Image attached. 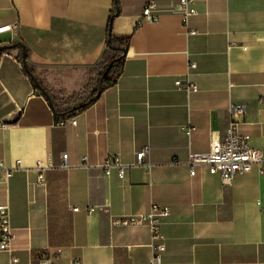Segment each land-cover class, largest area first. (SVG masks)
Wrapping results in <instances>:
<instances>
[{
	"label": "crops",
	"instance_id": "crops-1",
	"mask_svg": "<svg viewBox=\"0 0 264 264\" xmlns=\"http://www.w3.org/2000/svg\"><path fill=\"white\" fill-rule=\"evenodd\" d=\"M176 1L156 0L158 18L149 21L141 20L147 0H117L110 33L129 37L123 71L91 105L68 115L75 124L56 123L64 111L35 88L16 49L0 55V161L21 166L0 183L15 234L0 264L11 254L16 264H38L40 251L57 248L58 264H147L148 227L112 226L110 218L145 213L151 204L170 211L160 264H264V164L224 185L206 165L187 163L190 152L209 151L211 131L223 135L232 103L245 106L238 132L264 148V0H195L187 26L172 10ZM113 6L0 0V26L11 25L0 46L20 42L40 79L76 92L96 78L91 69L105 50ZM178 78L197 90L179 89ZM144 146L149 167L104 173L108 156L133 163ZM37 161L48 166L43 181Z\"/></svg>",
	"mask_w": 264,
	"mask_h": 264
},
{
	"label": "built area",
	"instance_id": "built-area-1",
	"mask_svg": "<svg viewBox=\"0 0 264 264\" xmlns=\"http://www.w3.org/2000/svg\"><path fill=\"white\" fill-rule=\"evenodd\" d=\"M195 0H177L172 4V10L177 12L184 26H187L190 16L196 13ZM157 7L156 0H147L141 12V20H156L158 15L153 13ZM11 29L10 24L0 26V33L7 32ZM190 34L195 33L194 30L189 31ZM193 64L190 65L192 67ZM175 85L187 93L197 90V86L188 79L178 78ZM245 106L241 103H232L228 108L229 121L223 133L220 135L217 131H211L209 141V151L205 153L190 152L187 163L190 166L206 165L211 174H218L224 185H230L236 174L248 172L254 164H264V148H254L249 145L246 137L238 132L239 117L244 113ZM57 124H75V118L69 116H61L57 119ZM0 126H4L0 122ZM189 131V127L185 128ZM148 147L144 146L136 152L135 161L133 163L124 164L115 155L108 156L101 164L105 174L116 169L119 176H123L126 169L130 166H147L150 164L144 161L145 153ZM60 167L69 166L67 161V153L61 154ZM19 160L14 165L7 166L0 161V183L6 182L12 175L13 171L20 168ZM47 165L37 161L33 168L38 172V180L43 181V171ZM193 173V171H190ZM78 208H73L77 210ZM103 209H106L103 207ZM95 207H90L88 212H93ZM170 214L169 208L159 204H151L149 210L145 213L131 214L124 216H112L110 223L112 226H141L145 225L150 233L151 256L147 264H160L162 254L165 250L164 235L161 230V224ZM15 234L11 226L9 206L6 203L0 204V252H11ZM62 252L57 248L53 252L40 251L38 253V264H58ZM17 258L10 255L9 264H16ZM71 264H81L79 259H72Z\"/></svg>",
	"mask_w": 264,
	"mask_h": 264
},
{
	"label": "trees",
	"instance_id": "trees-1",
	"mask_svg": "<svg viewBox=\"0 0 264 264\" xmlns=\"http://www.w3.org/2000/svg\"><path fill=\"white\" fill-rule=\"evenodd\" d=\"M115 7L116 6L114 4L107 21V36L105 50L102 53L100 62L93 69H91V72L94 71L96 78L94 79L90 77L80 90L72 93H66L63 90H54V88H51L44 80L40 79V72H37L33 66L27 64L26 69L22 64L25 73L32 79V81L34 82L33 78L29 74V71L37 79L40 85L47 91L50 97L53 110L55 112H57L58 110L64 111L62 116H68L76 110H83L87 108L99 97L101 93L98 95L97 98L88 102V100L97 93L98 79L102 75L104 70H106V74L102 80L101 92L105 88L113 85L123 71L125 55L121 56V49L128 48L129 37H115L110 33L111 23L113 21V18L116 16ZM13 49L17 50L16 57L22 63L20 54L21 49L19 47L10 49H0V55L6 51H10ZM25 55L27 59L28 52L26 48ZM34 85L35 88H37L35 82Z\"/></svg>",
	"mask_w": 264,
	"mask_h": 264
},
{
	"label": "water",
	"instance_id": "water-1",
	"mask_svg": "<svg viewBox=\"0 0 264 264\" xmlns=\"http://www.w3.org/2000/svg\"><path fill=\"white\" fill-rule=\"evenodd\" d=\"M114 4H115V14L117 15L118 14V8H117V0H114ZM16 47H19L21 49V61H22V64L24 65V67L27 69V62H26V55H25V47L23 46V44H21L20 42H16L14 44H9V45H1L0 46V49H10V48H16ZM122 51V55L121 56H124L126 54V49L125 48H122L121 49ZM28 71V70H27ZM29 74L31 75V77L33 78L37 88L42 92V94L49 100L50 104H51V101H50V97H49V94L47 93V91L40 85V83L37 81V79L31 74V72L29 71ZM106 74V70L103 71L102 75L99 77L98 79V83H97V93L92 96L89 100H93L95 98L98 97V95L101 93V90H102V80L104 78Z\"/></svg>",
	"mask_w": 264,
	"mask_h": 264
}]
</instances>
